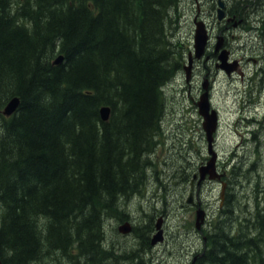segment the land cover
Masks as SVG:
<instances>
[{
	"label": "trees",
	"instance_id": "1",
	"mask_svg": "<svg viewBox=\"0 0 264 264\" xmlns=\"http://www.w3.org/2000/svg\"><path fill=\"white\" fill-rule=\"evenodd\" d=\"M179 2L0 0L3 264H145V230L134 226L143 244L134 252L116 250L106 220H128L122 201L142 193L154 164L164 87L186 53L171 36ZM263 211L247 227L217 220L192 264H264Z\"/></svg>",
	"mask_w": 264,
	"mask_h": 264
},
{
	"label": "rangeland",
	"instance_id": "2",
	"mask_svg": "<svg viewBox=\"0 0 264 264\" xmlns=\"http://www.w3.org/2000/svg\"><path fill=\"white\" fill-rule=\"evenodd\" d=\"M198 1L205 0H180L176 7L178 15L181 16L171 36L175 40L179 39L181 46H185V56L193 45V19L199 15L203 17L207 11L206 4L204 5L206 7L197 8ZM261 1L264 6V0ZM254 3L246 11V15L251 14L253 18L251 9L255 7ZM229 34V45L236 54L248 49L250 41L258 43L257 39L263 35L259 29L248 35L247 30L235 26ZM232 34L235 35L234 38ZM185 64L186 60L183 65ZM204 73L206 72L200 62L195 71L192 91L185 81V73L166 86L161 133L155 151L150 156L154 164L148 170L146 185L141 194L126 202L122 201L128 220L133 226H140L145 230L150 239L158 237L156 223L162 219L163 234L160 233L162 242L144 251L145 264H192L194 256L191 255L196 250L201 252L206 232L212 230L217 220L222 222L223 219L232 217L236 220L232 222L233 226L247 227L251 224L249 220L252 214L264 209V152L260 154L255 149L257 145L249 141L250 137L247 134L249 128L246 127L248 122L244 118L250 116L251 110L243 104L240 105L239 101L240 96H248L251 93L250 89H253L254 85L250 79L243 81L237 79L238 82H233L223 74H218L213 76L214 103L223 116V130L219 134L217 149L221 158L218 170L223 174L222 178L226 183L224 192L230 193V196L227 197L226 194V198L222 199L221 181L205 182L198 197L208 215L204 224L200 222L201 231L196 228L197 208L195 204L193 205L195 208L188 204V193L191 172L197 171L208 158L206 136L202 135L204 133L202 117L195 103V100L199 101L200 98L198 91L202 89ZM249 75L247 73L246 77ZM245 137L249 140L244 139ZM163 216L165 218H162ZM125 218L119 215L107 218V238L116 250L131 253L143 244L134 231L124 235L118 232V227L126 222ZM145 226L150 228L146 230Z\"/></svg>",
	"mask_w": 264,
	"mask_h": 264
},
{
	"label": "flooded vegetation",
	"instance_id": "3",
	"mask_svg": "<svg viewBox=\"0 0 264 264\" xmlns=\"http://www.w3.org/2000/svg\"><path fill=\"white\" fill-rule=\"evenodd\" d=\"M208 1L214 3V0H205L204 3H207ZM224 1L226 4L225 19L222 21L217 20L216 23H214L213 20L210 19L208 20L213 27V34H212L213 40H215L216 38L218 39L220 35L224 36L223 46H225L224 49H226V51H228L229 53L228 57L230 62L231 63L234 62L236 64V65L234 64L231 65V69L235 70V72L230 76H228L221 68H219V64L216 62V60L217 61L219 60L218 58L220 57L221 54L220 52L217 51L216 46L211 41L208 47V55H207V58H209L210 60L208 62L207 61L202 62L203 68L206 69L208 68L206 74L203 75V80L205 79L210 80L211 75L215 76L218 74H223L228 78L242 79L243 81L247 73H249L250 77L248 79H250L251 83L254 85L253 91H251V93L254 91L257 93V95L254 96L255 98L254 104L258 105V110H255V114H254L255 117L252 118L254 124L251 132L253 138H257V137L264 138V113H263L264 112V33L263 35L259 36V38L257 39L258 43L251 42L249 40L250 41L249 48L244 49V51L239 52V54H236L233 51L232 47L229 45L230 44L229 32L232 28H234V26L237 28L242 27L243 29H247L248 27H250L251 31L253 32H256L258 29H262L264 31V20L262 18L264 14V6L262 5L261 0H253L254 2H256L253 3L257 4L255 10L252 13L254 18L251 17L252 15L250 16L244 15L243 17H239L238 4L240 0H224ZM219 3L220 0H217L215 9L217 8ZM212 15L214 16L215 14L213 13ZM232 36L235 37L234 34H232ZM247 51H249L250 53H248ZM209 65L210 68L208 67ZM211 84H210V88L213 86V84L212 85ZM189 86L191 85L189 84ZM200 91L202 92V89ZM200 91L198 92L201 94ZM194 175L195 173H193L192 178ZM204 240L206 241V237H204ZM193 254L191 256L202 255V250L201 252H198V250H196Z\"/></svg>",
	"mask_w": 264,
	"mask_h": 264
},
{
	"label": "water",
	"instance_id": "4",
	"mask_svg": "<svg viewBox=\"0 0 264 264\" xmlns=\"http://www.w3.org/2000/svg\"><path fill=\"white\" fill-rule=\"evenodd\" d=\"M224 16V12L222 10L219 11V18L222 19ZM196 31H195V37H194V50H195V57L197 59H201L206 51V45L209 39L205 24L203 22H196ZM221 42L218 44V47H221ZM64 57L62 55L58 56L56 60L54 61L55 64H61L63 62ZM223 62L225 63L226 57L222 58ZM193 55L192 53L189 54V62L188 65L185 66V72H186V80L189 81L192 76V67H193ZM228 72L229 70L228 65H222ZM203 88L205 89L204 94L200 98L198 102V110L199 114L203 117V128L206 132L208 145H209V153L211 154V160L207 163V165L200 168V175L201 180L206 177V174H209L210 178H215L217 175L215 173V161L217 159V154L212 149V143H213V134L216 131L217 124H218V112L216 110H211V101L209 98V91H208V83L205 81ZM20 98L14 97L11 99L4 108V114L6 116H10L13 113H15L19 106H20ZM101 118L103 121H108L110 119L111 115V108L108 106H104L100 110ZM192 199L190 198L188 202L191 203ZM205 219V211L199 210L197 212V227L200 228V222L202 223ZM162 223L159 221L156 224L157 230H159L158 237L153 240L152 245H155L156 243L160 242L162 240L160 233L163 234V231L161 230ZM119 231L122 234L128 233L130 231L129 225H123L119 227ZM0 264H3L1 253H0Z\"/></svg>",
	"mask_w": 264,
	"mask_h": 264
},
{
	"label": "bare ground",
	"instance_id": "5",
	"mask_svg": "<svg viewBox=\"0 0 264 264\" xmlns=\"http://www.w3.org/2000/svg\"><path fill=\"white\" fill-rule=\"evenodd\" d=\"M259 25V24H258ZM254 26V25H253ZM260 28H261V26H260ZM255 29V28H254ZM257 29V28H256ZM259 30H261V32H262V34L264 33V31L262 30V29H259ZM212 42H213V40H212ZM210 60V59H209ZM208 62V61H207ZM206 67V66H205ZM208 69V68H207ZM209 73V72H208ZM206 83V82H205ZM169 85V84H168ZM167 86V85H166ZM250 91H253V89L251 88L250 89ZM201 92V91H200ZM201 95V94H200ZM199 95V96H200ZM104 106V105H103ZM112 113V112H111ZM264 113V112H263ZM262 114V113H261ZM260 114V115H261ZM256 124V123H255ZM162 128H163V126H162ZM194 177V176H193ZM201 208H203V205H199ZM204 209V208H203ZM126 222L124 223L125 225L127 224V225H129V227H130V231H129V234L134 230L133 228H134V226L132 225V223L130 222V220H125ZM121 226V225H120ZM157 231V230H156ZM206 239H207V237H206ZM153 238H151V244H152V242H153ZM196 256L197 255H195L194 256V258H193V260H192V263H193V261H195L196 260ZM199 256H202V255H198L197 257H199Z\"/></svg>",
	"mask_w": 264,
	"mask_h": 264
}]
</instances>
